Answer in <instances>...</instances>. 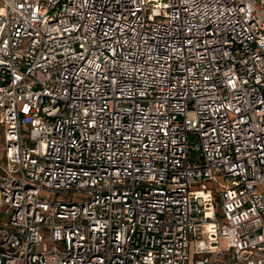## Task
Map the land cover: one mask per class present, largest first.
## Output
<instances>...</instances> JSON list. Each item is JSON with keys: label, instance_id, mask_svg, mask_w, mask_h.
Returning <instances> with one entry per match:
<instances>
[{"label": "built area", "instance_id": "2783aa9c", "mask_svg": "<svg viewBox=\"0 0 264 264\" xmlns=\"http://www.w3.org/2000/svg\"><path fill=\"white\" fill-rule=\"evenodd\" d=\"M263 6L0 0V264H264Z\"/></svg>", "mask_w": 264, "mask_h": 264}, {"label": "rangeland", "instance_id": "374dc122", "mask_svg": "<svg viewBox=\"0 0 264 264\" xmlns=\"http://www.w3.org/2000/svg\"><path fill=\"white\" fill-rule=\"evenodd\" d=\"M262 13H263V16H264V6L262 7ZM192 257V253L190 251V258Z\"/></svg>", "mask_w": 264, "mask_h": 264}]
</instances>
